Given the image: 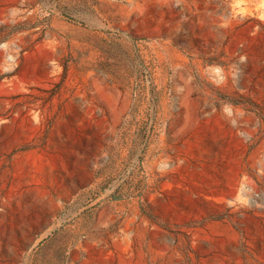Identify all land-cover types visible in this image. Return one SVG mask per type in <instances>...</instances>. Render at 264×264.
Masks as SVG:
<instances>
[{
  "label": "rangeland",
  "instance_id": "rangeland-1",
  "mask_svg": "<svg viewBox=\"0 0 264 264\" xmlns=\"http://www.w3.org/2000/svg\"><path fill=\"white\" fill-rule=\"evenodd\" d=\"M0 264H264V0H0Z\"/></svg>",
  "mask_w": 264,
  "mask_h": 264
}]
</instances>
